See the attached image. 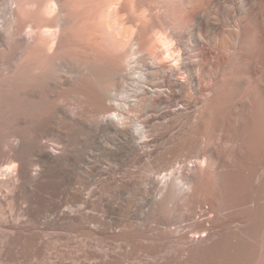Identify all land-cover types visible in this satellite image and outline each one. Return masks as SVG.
I'll return each instance as SVG.
<instances>
[{"label":"bare ground","instance_id":"obj_1","mask_svg":"<svg viewBox=\"0 0 264 264\" xmlns=\"http://www.w3.org/2000/svg\"><path fill=\"white\" fill-rule=\"evenodd\" d=\"M15 249L264 264V0H0V264Z\"/></svg>","mask_w":264,"mask_h":264},{"label":"rangeland","instance_id":"obj_2","mask_svg":"<svg viewBox=\"0 0 264 264\" xmlns=\"http://www.w3.org/2000/svg\"><path fill=\"white\" fill-rule=\"evenodd\" d=\"M122 183V182H121ZM131 187H133V184H130ZM118 194H119V198L120 199H123V198H127V197H130V194L131 193H125L122 189H119L118 190ZM107 197H111L110 195H105ZM115 199V198H114ZM52 232H47V235L49 238L52 239ZM65 247H63L62 249H64ZM76 249H74L73 251L77 252L79 251V247L76 246L75 247ZM21 251H24L23 249H15V250H6L4 253H3V257H2V260H5V261H8L9 264H13L14 261H19L20 263L22 264H51L54 260H48L45 255H31L30 257L28 256H25L23 255V252ZM47 253L48 254H51V253H56V250L53 249L50 247L49 249H47ZM57 254L54 255V257H56Z\"/></svg>","mask_w":264,"mask_h":264}]
</instances>
